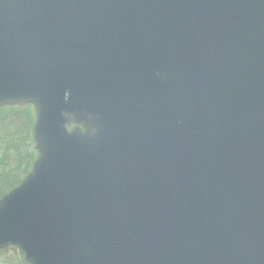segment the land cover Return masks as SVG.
Returning <instances> with one entry per match:
<instances>
[{"label":"water","instance_id":"water-1","mask_svg":"<svg viewBox=\"0 0 264 264\" xmlns=\"http://www.w3.org/2000/svg\"><path fill=\"white\" fill-rule=\"evenodd\" d=\"M22 103L20 264H264V0H0Z\"/></svg>","mask_w":264,"mask_h":264},{"label":"trees","instance_id":"trees-1","mask_svg":"<svg viewBox=\"0 0 264 264\" xmlns=\"http://www.w3.org/2000/svg\"><path fill=\"white\" fill-rule=\"evenodd\" d=\"M33 106L0 108V198L19 186L37 159Z\"/></svg>","mask_w":264,"mask_h":264},{"label":"flooded vegetation","instance_id":"flooded-vegetation-1","mask_svg":"<svg viewBox=\"0 0 264 264\" xmlns=\"http://www.w3.org/2000/svg\"><path fill=\"white\" fill-rule=\"evenodd\" d=\"M5 253H7L9 255L6 258H2L0 256V264H19L18 260H16V257H15L16 253H15V251L13 249H7L5 251H1L0 250V255H3Z\"/></svg>","mask_w":264,"mask_h":264},{"label":"rangeland","instance_id":"rangeland-1","mask_svg":"<svg viewBox=\"0 0 264 264\" xmlns=\"http://www.w3.org/2000/svg\"><path fill=\"white\" fill-rule=\"evenodd\" d=\"M8 255L9 254H7V253H5V254H3V255H0L2 258H6V257H8ZM14 256V255H13Z\"/></svg>","mask_w":264,"mask_h":264},{"label":"clouds","instance_id":"clouds-1","mask_svg":"<svg viewBox=\"0 0 264 264\" xmlns=\"http://www.w3.org/2000/svg\"><path fill=\"white\" fill-rule=\"evenodd\" d=\"M93 133H95V129L93 130Z\"/></svg>","mask_w":264,"mask_h":264}]
</instances>
